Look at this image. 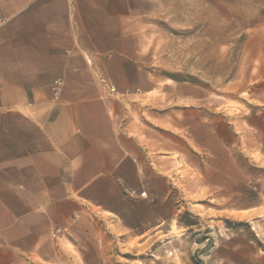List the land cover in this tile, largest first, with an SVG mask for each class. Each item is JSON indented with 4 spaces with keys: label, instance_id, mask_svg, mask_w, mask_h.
Returning <instances> with one entry per match:
<instances>
[{
    "label": "crops",
    "instance_id": "obj_1",
    "mask_svg": "<svg viewBox=\"0 0 264 264\" xmlns=\"http://www.w3.org/2000/svg\"><path fill=\"white\" fill-rule=\"evenodd\" d=\"M128 8L0 0V264L31 257L69 218L124 216L143 189L136 201L163 216L180 120L163 126L157 98L145 97L161 86L141 63Z\"/></svg>",
    "mask_w": 264,
    "mask_h": 264
},
{
    "label": "rangeland",
    "instance_id": "obj_2",
    "mask_svg": "<svg viewBox=\"0 0 264 264\" xmlns=\"http://www.w3.org/2000/svg\"><path fill=\"white\" fill-rule=\"evenodd\" d=\"M127 4L161 86L145 97L163 126L180 120L163 216L132 193L124 216L69 218L13 264H264V0Z\"/></svg>",
    "mask_w": 264,
    "mask_h": 264
},
{
    "label": "built area",
    "instance_id": "obj_3",
    "mask_svg": "<svg viewBox=\"0 0 264 264\" xmlns=\"http://www.w3.org/2000/svg\"><path fill=\"white\" fill-rule=\"evenodd\" d=\"M110 91H112V92H113V91H114V89H113V88H110ZM140 195H141V196H144V195H145V192H144V191H143V192H141V193H140Z\"/></svg>",
    "mask_w": 264,
    "mask_h": 264
}]
</instances>
